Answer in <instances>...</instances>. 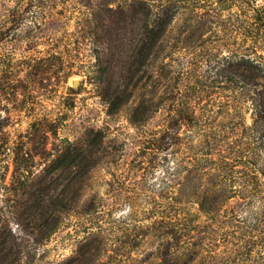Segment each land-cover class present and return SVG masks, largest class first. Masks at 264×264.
I'll list each match as a JSON object with an SVG mask.
<instances>
[{
  "label": "rangeland",
  "instance_id": "obj_1",
  "mask_svg": "<svg viewBox=\"0 0 264 264\" xmlns=\"http://www.w3.org/2000/svg\"><path fill=\"white\" fill-rule=\"evenodd\" d=\"M140 2L152 26L172 16L147 65L130 45ZM260 56L264 0H0V220L16 264H264V170L221 166L251 135ZM45 117L57 135L33 141ZM69 146L85 160L72 171Z\"/></svg>",
  "mask_w": 264,
  "mask_h": 264
},
{
  "label": "trees",
  "instance_id": "obj_2",
  "mask_svg": "<svg viewBox=\"0 0 264 264\" xmlns=\"http://www.w3.org/2000/svg\"><path fill=\"white\" fill-rule=\"evenodd\" d=\"M140 11H133L132 16L142 15L140 22L136 21L138 27H132L131 31H136V33H140L142 38L138 41L137 44H134L133 40L131 45L132 52H135V49H138V53L140 57L141 64L147 65L150 63L152 59H150V54L153 49L157 45V40L162 37L165 33L167 23L171 19V14L168 11H165L166 19L161 18L157 23L155 18H153L156 25L152 26L151 18L154 15L151 8L146 6L143 2H140ZM137 9V8H134ZM142 11V13H141ZM164 14V15H165ZM262 14L257 12L256 19L257 22L260 23ZM133 39V38H131ZM68 41H65L63 44L65 45V49L61 50V55L58 56V60L61 61L62 68V80L67 83L68 78L71 74L75 73L73 63H70L68 59H66V46ZM134 44V45H133ZM53 57L51 56V59ZM254 67L257 71V79L254 80L250 84V88L248 89L249 93L252 94L254 107L256 110V118L252 126H250V134L242 144V146L238 148H234L233 152H228L229 154H224L222 159L221 166L225 169L232 170L233 167L238 164L246 165L251 163L258 167L259 169L264 170V57L260 56V58H255ZM130 65L129 71V81H133L137 68H132L133 63H135L134 53L129 55V59L127 61ZM253 64V63H252ZM241 81L243 82L242 87H245V76L241 75ZM67 85V84H66ZM143 102H139L136 107V110L142 108ZM59 126L55 119L41 118L31 122L30 125V135L33 141L44 140L48 137V135L54 134L57 135V131ZM84 155L80 152H76L73 146H69L68 150L65 151L64 164L66 167L72 171V169H76L80 163L84 162ZM71 174V172H70ZM213 196H218L222 194L221 192H213L211 193ZM230 196V195H227ZM232 196V195H231ZM14 236L12 233V229L9 226V220H0V264H16L17 252L13 246ZM168 258L162 259L157 264H171Z\"/></svg>",
  "mask_w": 264,
  "mask_h": 264
}]
</instances>
